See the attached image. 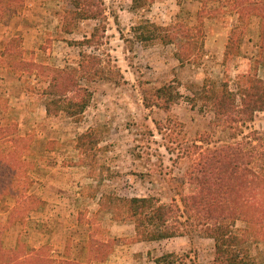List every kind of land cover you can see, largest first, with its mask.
<instances>
[{"label": "rangeland", "instance_id": "1", "mask_svg": "<svg viewBox=\"0 0 264 264\" xmlns=\"http://www.w3.org/2000/svg\"><path fill=\"white\" fill-rule=\"evenodd\" d=\"M132 1L102 0L106 33L94 46L76 42L91 36L100 20L74 21L73 32L63 31L58 13L73 9L70 0H26L10 21L0 20V121L10 136L31 138L18 145L9 141V149L0 148L18 150L13 165L21 167L33 193L42 199L31 200L35 205L31 219L14 221L3 231L6 248L42 251L41 262L19 264H157L155 258L167 252L182 256L181 264L214 262L212 238L192 232L161 241H136L134 223L114 219L99 201L102 194L115 193L181 203L178 192L190 191L187 172L201 150L194 144L206 149L241 140L255 144V135L264 138V112L230 128L218 124L202 101L193 106L188 100L207 81L228 82L237 90L243 74L264 79L260 45L264 0H196L195 4L143 0L144 7L130 12ZM162 2L164 14H156ZM146 19L181 24L195 38L191 59L182 64L176 57L186 45L183 38L171 44L137 41L133 28ZM14 34L22 35L27 58L75 66L84 50L103 57L104 64L115 70V79L88 83L93 98L80 121L63 113L48 116L39 94L46 81L34 76L19 79L2 63L6 41ZM172 82L183 98L169 111L146 105V96ZM88 130L99 142L81 152L76 140ZM253 166L264 173L263 158ZM3 172L0 168V177ZM15 203L11 196H3L0 222H6ZM236 227L251 229L244 220H238ZM247 246L255 257L253 264H264V235L258 233L257 239L251 235Z\"/></svg>", "mask_w": 264, "mask_h": 264}, {"label": "trees", "instance_id": "2", "mask_svg": "<svg viewBox=\"0 0 264 264\" xmlns=\"http://www.w3.org/2000/svg\"><path fill=\"white\" fill-rule=\"evenodd\" d=\"M25 2L0 0V20L10 21L14 14L24 9ZM70 3L73 9L58 13L63 22V31L73 32L74 21L100 20L101 23L94 28L91 36L76 42L83 47L100 44L106 33V24L102 21L107 20L105 10L100 5L102 0H70ZM132 3L133 9L146 4L143 0H133ZM237 6L241 8V4ZM260 6V45L264 47V4ZM133 30L136 40L144 44L155 40L171 44L183 38L186 45L180 48L176 57L182 64L192 57L195 38L184 31L181 24L163 25L146 19L134 26ZM232 47L233 44L228 46V52ZM26 54L22 35L14 34L6 41L2 63L19 79L34 76L46 81L39 94L44 97L48 116L63 113L80 121L93 98L88 83L115 79V70L108 68L103 57L95 53L82 50L77 65L63 67L38 62L33 57L27 58ZM181 98L183 94L172 82L153 90L146 96L145 102L147 106L157 105L169 111ZM188 100L193 106L202 101L204 107L214 113L218 124L233 128L239 123L253 121L257 112H264V79L253 74H243L237 90H233L228 82L207 81ZM10 135L6 124L0 121L1 146H8L9 141L18 145L31 139L29 136ZM254 139L257 141L255 144L252 140H241L206 149L194 144L201 150L197 151L198 156L187 172L190 191L186 193L181 188L178 192L181 203L176 199L165 203L154 195L128 197L104 193L100 197V206L111 211L116 220L133 222L136 241H161L195 232L214 240L213 264H253L255 257L247 243L251 235L256 239L258 233L264 235V173L253 166L257 158L264 159V138L255 135ZM98 142L95 132L88 130L77 137L76 147L81 152H88ZM17 152H4L0 148V168L6 171L0 177V200L4 195L16 200L6 222H0V264L32 263L36 260L38 263L43 256L42 251L34 248H25L23 251L19 247L8 249L1 240L3 231L12 226L14 221L23 218L27 222L31 219V212L35 209L31 200H42L33 193L29 186L30 180L21 172V167L15 168L13 165L14 156H17L13 154ZM238 220H244L250 225V234L248 229L236 227ZM155 262L181 264L184 259L178 253L167 252L156 257Z\"/></svg>", "mask_w": 264, "mask_h": 264}, {"label": "crops", "instance_id": "3", "mask_svg": "<svg viewBox=\"0 0 264 264\" xmlns=\"http://www.w3.org/2000/svg\"><path fill=\"white\" fill-rule=\"evenodd\" d=\"M161 1H165V2L168 1V2L171 4V3H173L174 0H161ZM175 1H176L177 4H180V3H182V2L185 3V1L188 2V3H189V2H192L193 4H195V3L197 2L196 0H181L180 3H179L178 0H175ZM165 2L160 3V4H162L160 9H159V7L157 6V8H156V10H155V13H156V14L158 13V11H159L161 14H164V13H163V10H164V9H163V8H164L163 6H164ZM129 7H130V10H129V11H130V12H134L135 9L132 8V5H130ZM158 9H159V10H158ZM123 11H126V10H123ZM163 16H164V15H163Z\"/></svg>", "mask_w": 264, "mask_h": 264}]
</instances>
